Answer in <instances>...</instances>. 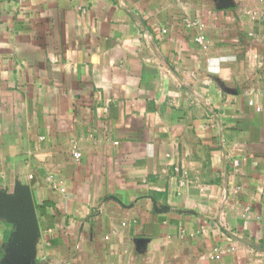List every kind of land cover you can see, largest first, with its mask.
Returning a JSON list of instances; mask_svg holds the SVG:
<instances>
[{
  "label": "crops",
  "instance_id": "1",
  "mask_svg": "<svg viewBox=\"0 0 264 264\" xmlns=\"http://www.w3.org/2000/svg\"><path fill=\"white\" fill-rule=\"evenodd\" d=\"M218 5L0 0V190L31 191L34 264H264V0Z\"/></svg>",
  "mask_w": 264,
  "mask_h": 264
},
{
  "label": "water",
  "instance_id": "2",
  "mask_svg": "<svg viewBox=\"0 0 264 264\" xmlns=\"http://www.w3.org/2000/svg\"><path fill=\"white\" fill-rule=\"evenodd\" d=\"M218 1L220 9L232 7V0ZM0 220L12 228L0 264H34L39 226L28 186L16 183L11 193L0 190Z\"/></svg>",
  "mask_w": 264,
  "mask_h": 264
},
{
  "label": "clouds",
  "instance_id": "3",
  "mask_svg": "<svg viewBox=\"0 0 264 264\" xmlns=\"http://www.w3.org/2000/svg\"><path fill=\"white\" fill-rule=\"evenodd\" d=\"M234 57L230 56H212L209 57L205 64V71L207 73L218 75L225 71L226 69L223 67V65L229 63L231 60H233Z\"/></svg>",
  "mask_w": 264,
  "mask_h": 264
},
{
  "label": "built area",
  "instance_id": "4",
  "mask_svg": "<svg viewBox=\"0 0 264 264\" xmlns=\"http://www.w3.org/2000/svg\"><path fill=\"white\" fill-rule=\"evenodd\" d=\"M183 22H185V25L186 27H195L198 25V22L196 21H187V20H184ZM199 42H203L204 41V37H199L198 39ZM72 156L75 160H79L80 158V154L77 152V147H76V144H73L72 146ZM230 250H232V248H230ZM221 251L218 250V251H215L211 256H210V259L211 260H219L220 259V256H221Z\"/></svg>",
  "mask_w": 264,
  "mask_h": 264
}]
</instances>
